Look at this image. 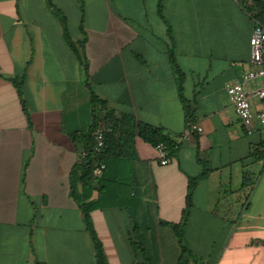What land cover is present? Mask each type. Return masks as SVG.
Listing matches in <instances>:
<instances>
[{
    "label": "crops",
    "instance_id": "obj_1",
    "mask_svg": "<svg viewBox=\"0 0 264 264\" xmlns=\"http://www.w3.org/2000/svg\"><path fill=\"white\" fill-rule=\"evenodd\" d=\"M50 1L0 0V264H97L76 196L95 113L109 111L122 131L108 170L125 178L124 195L133 183L136 202L133 216L112 197L91 211L107 264H147L131 245L134 222L152 250L156 242L161 264L181 254L167 223H183L191 264H264V124L256 116L245 124L226 90L257 68L247 2L162 0L161 15L159 0ZM55 8L71 38L85 42L86 69ZM261 85L257 77L249 89ZM92 90L106 102L96 110ZM263 103L252 98L255 115ZM134 121L161 127L173 142L193 121L203 132L162 165ZM98 196L94 189L91 200Z\"/></svg>",
    "mask_w": 264,
    "mask_h": 264
},
{
    "label": "trees",
    "instance_id": "obj_2",
    "mask_svg": "<svg viewBox=\"0 0 264 264\" xmlns=\"http://www.w3.org/2000/svg\"><path fill=\"white\" fill-rule=\"evenodd\" d=\"M81 1V0H80ZM244 2H249V5L246 4V8L249 11L253 12V17L256 18L260 23L264 24V0H243ZM50 4H53L52 1H50ZM251 3V4H250ZM53 6V5H52ZM159 12L161 15H163V4L162 0H159L158 4ZM55 11L57 15L59 16L61 23L63 25L64 29V34L65 37L68 41V43L71 45V47L75 50L77 53L79 61L84 65L85 69L87 68V63L85 59V53H84V48H85V42L80 41V42H75L68 31V24H67V18L65 14L58 8H55ZM169 34L171 35V27L169 26L168 28ZM177 71L180 73L179 76V95L181 100L185 103V106L188 110V112H191V105L187 101L186 97L183 95V74L182 71L178 68ZM14 83L17 87L18 93L21 97V101L23 104V107L28 115V118H30V114L27 110L25 100L23 99V91H22V83L14 80ZM91 100L92 104L95 107V110L100 106V104L105 105L106 102L104 100H101L95 92L92 90L91 91ZM107 120L106 122V137H107V148L105 152L102 155H98L95 152H93V146H94V137L92 138V143L89 147L85 149L86 154L85 157L83 158V174L85 178L83 179L84 183V193L80 196H76L78 202L80 203L84 217H85V222L88 230L90 231L93 241L95 243V249H96V258H97V264H107L105 252L103 245L101 241L99 240L95 229L94 225L92 222L91 218V211L96 208H104V207H109L108 202L109 199H116L117 201L116 204L119 207H124L127 209L129 214L133 216L132 209L134 208L136 198L135 195L133 194V187L132 184L130 185V191L129 194L122 193V188L127 182L125 181V178H119L114 175L113 170H108L109 169V162H108V156L110 154V151L114 148V146H117V141H119L120 138H116L119 133L122 131V125L120 126L119 120H117L112 112H105L104 116H101L97 112L95 113V121L93 124V129L92 131L94 132L95 125L97 122L102 119ZM30 121V120H29ZM135 122V126L138 130L139 135L145 139L146 141H149L150 143L154 144L155 146L161 142L167 144L171 148V153L172 155L175 153V148H174V142L171 140L170 137H168L163 129L159 126H153L151 124L143 123V122ZM93 135V133H92ZM71 137L73 140H76L77 138V133H71ZM99 161H103L106 164V168L103 172V174L98 177L94 175V168L96 164ZM28 166V161L25 162L23 166V170L25 172L26 168ZM205 173L203 172L202 175ZM202 176L194 177L190 179V183L188 186V194H187V205L189 206L191 203V196L193 193L194 188L196 187L198 180ZM96 183V187L95 184ZM94 184V185H93ZM94 189H98L99 191V196L95 200H91L92 193ZM175 231V234L178 237V241L181 246V254L179 256V264H191L187 259H185L186 254L189 256H192V251L186 247V245L183 242V236H182V225L183 223L175 224V223H167ZM133 236L131 237V245L133 247V250L135 253H138L139 255H143L145 258V261L147 264H161L160 261V255H159V249L154 242L155 248H152L149 246L150 241L146 240L141 233V224L138 222L133 223ZM135 234V235H134ZM132 235V234H131ZM153 246V247H154ZM154 252V253H153Z\"/></svg>",
    "mask_w": 264,
    "mask_h": 264
},
{
    "label": "built area",
    "instance_id": "obj_3",
    "mask_svg": "<svg viewBox=\"0 0 264 264\" xmlns=\"http://www.w3.org/2000/svg\"><path fill=\"white\" fill-rule=\"evenodd\" d=\"M254 21L255 25L250 39L251 61L257 66V68H254L244 73L241 77L228 82L226 90L235 112L245 124H250L255 116L264 124V103L262 109L256 115L252 110V98L264 100V85L253 90L249 89V83L251 80L257 77H264V24L260 23L256 18H254ZM202 132L203 126L199 122H191L180 135L176 136L174 140V148H178L186 138L192 136L194 133L200 134ZM93 136L94 146L92 150L96 154L102 155L107 148L106 125L104 120L100 119L96 124ZM155 148L157 151L158 162L160 164L166 165L171 162L173 158L171 153L172 150L167 144L161 142L157 144ZM105 168L106 164L103 161H99L94 168V175L100 177Z\"/></svg>",
    "mask_w": 264,
    "mask_h": 264
},
{
    "label": "rangeland",
    "instance_id": "obj_4",
    "mask_svg": "<svg viewBox=\"0 0 264 264\" xmlns=\"http://www.w3.org/2000/svg\"><path fill=\"white\" fill-rule=\"evenodd\" d=\"M166 247V246H165ZM198 256L200 257L201 256V254H198ZM185 259H187L188 261H189V263H191L192 261V258H191V256H189L188 254H186V256H185ZM200 260L198 259V262H199ZM178 263V261H176V264ZM200 264H202L201 262H199Z\"/></svg>",
    "mask_w": 264,
    "mask_h": 264
}]
</instances>
